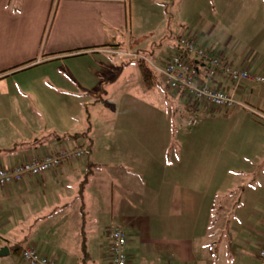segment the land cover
I'll return each instance as SVG.
<instances>
[{"label":"crops","instance_id":"1","mask_svg":"<svg viewBox=\"0 0 264 264\" xmlns=\"http://www.w3.org/2000/svg\"><path fill=\"white\" fill-rule=\"evenodd\" d=\"M182 24L184 0H0V167L62 150L85 151L78 160L0 189V249L29 245L57 264H110L108 233L119 228L128 264H222L236 234L233 227L225 230L228 214L245 209L230 193L218 201L223 173L239 157L232 169L221 164L222 148L235 133L234 142L245 149L239 171L249 174L254 164L255 173L260 169L258 187L242 191L255 196L247 200L255 210L245 214L259 228L243 229L249 233L244 246L258 250L264 199L254 193L264 191V84L235 95L243 107L217 111L228 115L221 119L227 132L212 134L223 137V146L207 133L197 132L196 142L194 137L185 145L183 131L177 139L174 132L158 133V108L171 102L182 114L183 103L145 88L139 62L144 59L160 76L161 61L152 60L150 50L170 41L175 53L177 39L187 37ZM146 40L151 48L140 49ZM231 42L197 43L226 51L237 67L264 73V40L253 46L255 57L244 50L231 56ZM135 54L144 57L137 61L130 57ZM79 134L86 136L74 138ZM12 254L7 264H25L10 250L3 258Z\"/></svg>","mask_w":264,"mask_h":264},{"label":"rangeland","instance_id":"2","mask_svg":"<svg viewBox=\"0 0 264 264\" xmlns=\"http://www.w3.org/2000/svg\"><path fill=\"white\" fill-rule=\"evenodd\" d=\"M182 25V31L184 35L194 38L195 40H197V42H199V44L207 43L209 46L211 44H214L216 46L221 45L223 41L227 42L228 39H232V42L226 45L228 49H232V51L230 52L234 53H232L231 56H236L235 54L244 50L246 55L255 57L256 52L254 49L255 47L253 46H256V41L264 40V0H184V24ZM210 30L211 33H209ZM151 46L152 43L149 40L143 41L139 45L140 49L145 50L151 48ZM155 49L156 48L153 46V48L150 50V52H154L152 60H154V56H156V59L159 57L161 64H164L166 59L172 54L170 41L162 43L159 51ZM160 52L163 53L161 54L162 57H160L159 55ZM261 53H264V47L262 48ZM137 55L138 54H135L134 56L130 57H135L134 59H136L137 61H140L139 59L141 57H144L143 55H138L137 57ZM146 55H148V53H146ZM222 55H224L225 59L227 60V52L223 51ZM245 57V55L239 56L238 59H243ZM115 62L117 66L121 68L123 61L120 58L118 59V57H115ZM148 67L150 66L148 65ZM158 91L159 93H162V95H166L168 99L170 98L171 100L180 98L183 103V106L179 108L182 110V114L174 112V106L171 102L165 103L163 105V110L158 108V133L174 132V138L177 139V133L183 131L184 145L186 142L190 143L194 137L195 143L198 133H207L208 135H210L208 136L210 142L215 143V145L218 143V145L221 146V140L222 146L224 145L225 141L222 140L223 137L220 136V139V137H214L212 136V134L218 136L221 133L225 134V132H227L229 124H226L227 122L221 119H227L228 115H224L223 111L220 113L211 112L212 109L209 108L207 109L208 111H204L205 106L203 105H199L202 106V108L200 107L197 111H194L190 106L191 104L189 103V101L185 98L183 99V97L181 98V96L177 93L171 91L164 92V90L162 89ZM152 115L153 111H151V116ZM190 119L197 120V125L195 127H186V124H188V121ZM218 119L221 120V122H214V120ZM234 136L235 133L232 135L231 140L227 141L225 146L222 148L221 164H227L232 169L233 162H235L236 160V156L239 157L238 160H236V163L231 172L223 173L221 187L219 188V190L221 191L218 198L220 199L218 201H221V198H223L227 193H230L233 196L234 202L235 200L236 202L240 200L244 203L245 209L241 211H238L236 209L232 212L230 211L228 214V219L225 222L227 224L225 230L227 231L230 227H233L230 229V231L236 234H234V236H232V233L228 234L229 237L232 236V244L230 246L229 252H227L226 260L225 258L222 259V264H264V260H260L257 257V250L254 249L255 247L252 246V251H249L247 248L245 249L244 242L246 241L247 234L249 233L248 231L243 230L246 227L251 231H258L259 229L257 226L254 227L256 219L254 217L250 218L249 214H245L247 209L250 207H252V211L255 210L253 202H247V200L251 201L252 197L255 196L253 195V193L248 194V196H244V193H242V191L244 190V192H247L249 191L247 189H249L250 186L254 188L257 185V183L260 181V169L257 173H255L257 165L254 164L249 174L247 173L246 175H244L243 171H239L242 167V164L244 163L243 156H245V149L243 147V144L240 146L238 145L237 139H235L234 142ZM175 139H173L174 143L176 142ZM21 163L22 162H20L18 165H20ZM257 187L258 185L256 186V188ZM258 192L254 194L258 195V197L261 196V198L264 199V191H260L259 193ZM223 200H225V198ZM258 206L261 207L260 204ZM262 206L264 207V205ZM260 210H264V208ZM231 213H236L239 216V221L236 222L235 220H231ZM243 213L245 214V216L243 215ZM257 214L261 217V214L263 213L261 211H257ZM240 232H242L243 235H240ZM228 236L225 235L226 239L228 238ZM221 239L223 240L224 236H222ZM228 241L230 240L228 239ZM233 242H235L237 247L233 245ZM234 246L236 247L235 249ZM27 247L31 248L29 245H27ZM244 249L245 251H248L250 255L253 256V258H250L248 252L246 254L242 253ZM9 259H14L13 254L10 255L9 258L0 259V264H7Z\"/></svg>","mask_w":264,"mask_h":264},{"label":"built area","instance_id":"3","mask_svg":"<svg viewBox=\"0 0 264 264\" xmlns=\"http://www.w3.org/2000/svg\"><path fill=\"white\" fill-rule=\"evenodd\" d=\"M175 49V53L162 63L158 71L168 91L187 99L191 107L203 105L212 109L211 112L230 110L235 106L243 107L235 95H246L249 85L264 84L263 73L256 74L249 67L235 66L221 52H211L200 47L192 37H179ZM224 83H229L230 86L227 87ZM187 125L189 128L195 127L197 120L190 119ZM84 154V149L71 153L62 150L41 158H27L13 168L0 167V188L19 183L26 177L55 170L64 162L78 160ZM108 238L110 264H128L125 233L119 228H113L109 231ZM257 257L264 260V240L258 247ZM20 259L26 264H57L55 260L40 256L32 247L27 246L21 249Z\"/></svg>","mask_w":264,"mask_h":264},{"label":"trees","instance_id":"4","mask_svg":"<svg viewBox=\"0 0 264 264\" xmlns=\"http://www.w3.org/2000/svg\"><path fill=\"white\" fill-rule=\"evenodd\" d=\"M139 68H140V73H141V77H142V83H143L145 88L152 89V88L156 87V88H160V89L164 90V92H168V88L163 84L162 78L159 75H157L156 73H154L150 69V67H148V65L145 62H143V61L139 62ZM85 136H86L85 134H79V135H74V138H77V137L83 138ZM56 139L61 140V138H58V137H56ZM89 149H90V146H88L86 148V150H87L86 152H88ZM13 150H15V149H12L11 151H13ZM88 177H89V173H87L85 175V177L81 183V191H80L81 193H79L80 196H82V190L84 189L85 184L87 183ZM12 184H18V183H11L10 185H12ZM10 185H8V186H10ZM5 187H7V186H5ZM0 189H2V188H0ZM81 214H82L81 249L83 252L84 251V235H83V223H84V221L83 220L85 217L83 214V208H81ZM23 247H25V246L24 245L22 246L20 244H15V245H11L9 247V250L11 253H17V255L19 256V259H20V252H21V249ZM34 251H36V250L34 249ZM36 253L39 254L40 256H43L40 253H38L37 251H36ZM44 257H46V256H44ZM46 258H48V257H46ZM48 259H50V258H48ZM20 261H21V259H20ZM21 262L25 263L23 261H21Z\"/></svg>","mask_w":264,"mask_h":264},{"label":"water","instance_id":"5","mask_svg":"<svg viewBox=\"0 0 264 264\" xmlns=\"http://www.w3.org/2000/svg\"><path fill=\"white\" fill-rule=\"evenodd\" d=\"M8 255H9V250L7 247H3L0 249V258H3Z\"/></svg>","mask_w":264,"mask_h":264}]
</instances>
